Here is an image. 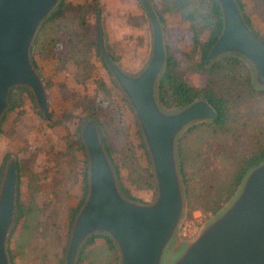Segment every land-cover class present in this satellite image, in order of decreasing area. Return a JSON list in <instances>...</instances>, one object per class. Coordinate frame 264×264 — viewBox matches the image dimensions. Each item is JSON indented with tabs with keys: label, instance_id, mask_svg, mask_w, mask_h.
Wrapping results in <instances>:
<instances>
[{
	"label": "trees",
	"instance_id": "1",
	"mask_svg": "<svg viewBox=\"0 0 264 264\" xmlns=\"http://www.w3.org/2000/svg\"><path fill=\"white\" fill-rule=\"evenodd\" d=\"M101 1L59 0L40 23L32 39L29 55L45 87L48 69L53 77L60 70V61L64 66L74 65L82 71V81L98 82L100 89H106L102 79L90 74L93 66L97 65L104 74L112 76L98 48L97 19ZM162 1L169 12H178L181 20L188 23L191 34L187 35L189 44L182 55H177L169 48V40L165 45L166 57L155 86L156 100L162 109L174 111L201 98L217 113L215 119L186 126L175 142L176 165L186 215L199 210L205 218H212L232 203L248 173L264 163V86L255 83L252 68L238 53H223L210 63H205L222 29V12L217 0ZM236 3L250 28L252 21L246 13L244 1L236 0ZM151 4L165 35H169L168 30L173 27H166L165 15L155 2ZM258 36L264 40V36ZM52 39L63 40L64 43L57 47L51 43ZM105 48L112 60L118 63L119 58L115 53L106 45ZM198 75L204 77L203 83H192L190 77ZM27 90V86L23 85L9 90L7 109L0 118V132L8 111L16 107L14 91L22 93ZM107 106L102 118L96 119L99 136L108 157H111L115 151L111 148L115 144L112 140L119 139L125 131L126 136L116 149L120 154V164L114 162L113 167L121 193L134 200L135 191L142 188L140 180L143 176L148 188L155 187L154 175L140 165L137 149L141 144H133L130 140L128 127L123 126L126 118L121 115L120 108L114 104ZM50 118L51 115L44 120L47 122ZM81 118L84 120V117ZM128 124L131 123L128 121ZM30 130L26 127L20 137L29 139ZM67 143L64 150L55 151L53 159H47L41 170H36L27 158L21 163L15 154L6 152L3 156L4 159L10 156L15 158L18 190L23 169L26 170L27 178L25 189L31 188V192L26 194L28 203L20 202V197L16 201L14 223L8 238L9 243L17 232L15 247L7 246L10 264H16L17 256L25 254L26 248L28 256L32 255L30 264H65L57 255L56 239L49 232L56 228L54 215L57 210L70 195L76 193L80 182L86 193L88 175L86 164L79 168V155L73 141L69 139ZM80 147L83 148L82 145ZM47 179H51L54 185L56 202L52 210L55 211L54 215L51 214L49 225L41 226L37 222L40 208L33 194L41 191ZM74 264H119V251L108 234L91 233L80 246Z\"/></svg>",
	"mask_w": 264,
	"mask_h": 264
},
{
	"label": "water",
	"instance_id": "2",
	"mask_svg": "<svg viewBox=\"0 0 264 264\" xmlns=\"http://www.w3.org/2000/svg\"><path fill=\"white\" fill-rule=\"evenodd\" d=\"M148 16L152 50L146 67L126 74L109 56L98 13V48L115 81L133 106L150 153L157 197L141 204L124 197L92 119L81 127L88 152V193L71 230L65 264H74L78 250L91 233L104 232L115 242L119 264H159L183 209L175 142L189 124L215 119L217 113L205 100L171 112L159 106L155 86L166 52L160 19L149 0H139ZM222 29L205 63L223 53L235 52L253 67L255 83L264 86V40L245 23L236 0H217ZM58 0H0V118L7 108L9 90L27 86L45 116L48 101L42 79L31 63L29 48L40 23ZM17 171L9 160L0 188V264H10L6 241L15 216ZM174 264H264V163L253 168L230 205L204 228Z\"/></svg>",
	"mask_w": 264,
	"mask_h": 264
},
{
	"label": "rangeland",
	"instance_id": "3",
	"mask_svg": "<svg viewBox=\"0 0 264 264\" xmlns=\"http://www.w3.org/2000/svg\"><path fill=\"white\" fill-rule=\"evenodd\" d=\"M150 1L151 3L155 2L159 6L162 14L165 15L166 27H173L172 29L169 28V35H167V33L165 35V32L163 31L164 48L169 40V48L177 55H182L183 50L187 49L189 44L187 42V35L191 34V32H189L190 29L188 23L181 20L178 12H169L164 7L162 0ZM243 1L245 3L246 13L252 21L250 29L256 35L264 36V0ZM101 3L100 19L103 29L104 45L109 47L119 58L117 65L126 74L137 76L146 67L151 56L152 34L148 16L139 0H102ZM51 43L57 47H61L64 41L52 39ZM245 61L252 68L254 77L255 74L252 65L246 59ZM58 65L60 67L59 72H56L52 77L48 69L47 75L44 79L47 84V87L44 86V89L48 101L49 115H51V118L47 122L44 120L45 116L39 110L33 92L29 87H27L28 90L26 92L23 91L21 93L19 91H14L13 99L16 103V107L8 111L7 118L1 124L0 188L9 160L14 159L15 161L13 156L4 159L3 156L6 152L13 155L15 154L21 163H23L24 158H27L32 161L36 170H41L47 162V159L54 158L55 151H62L65 149L66 144L68 145L67 142L69 139L73 141V145L79 155V168L81 169L84 164H86L88 170L89 157L86 146L81 138V127L88 119H92L97 127L96 119L102 118L105 107H108L107 105L110 106V104L119 107L121 115L123 118H126L123 126L124 128L126 126L128 127V136L132 143L141 144V147L137 149L140 156V165L145 166V169H148V171L153 173L150 153L145 144L136 112L125 93L115 81L112 73L110 72L112 76L106 75L97 65L93 66L90 74L105 82L106 89H100L97 84L98 82L82 81V71L77 70L74 65L64 66L60 61H58ZM112 78L114 79V83ZM190 81L194 84H201L204 81V77L201 75L193 76L190 77ZM163 111L171 112L170 110L165 109H163ZM81 117H84V120ZM128 121L131 123L130 125L128 124ZM79 126L80 128L78 130L77 127ZM26 127L31 128L29 131L31 136L29 139H22L20 134L22 131H25ZM74 129L77 131H74ZM125 136L126 133L123 130L119 139L116 141L112 140V142L115 143L114 146H111V148L115 150L114 153L111 154L112 158L108 157L106 153L113 170L114 162L120 164V154L116 149H118L120 142ZM77 137L80 139L79 142ZM80 145H82L83 148H81ZM25 173L26 170L23 169L21 172L22 182L19 190L18 183L16 185L15 213L18 197H20V202L23 201V203H28L29 201L26 194L28 191L31 192V188L29 186L28 189H25L27 181ZM115 179L119 189L116 174ZM50 180H45V184L41 191L33 194L34 201L40 208L37 222L41 226L49 225L51 214L54 215L53 212L55 211L52 210V206L56 202V197L54 195L55 189ZM81 185L82 182L79 183L76 193L70 195L67 201L63 203L62 207L57 210L56 215H54L55 221L57 220L56 228L49 232L56 239V253L61 259H63V262H65V255L71 236L72 226L75 217L81 208L80 203L82 199L85 201L87 197L88 175L86 193H84ZM140 185L142 188L139 191H135L134 194L136 195V198L133 201L141 204L153 203L157 197L156 183L155 187L148 188L149 186L145 184L143 176L140 180ZM216 217L205 218L199 210L193 211L191 215H186L183 204L179 222L173 235L169 238L162 250L159 264H174L179 257L184 254L187 246L192 243L201 231ZM15 235H17V232L13 234L9 243L7 238L6 251L8 245L15 247ZM26 250L24 252L25 254L17 256L16 264H30L32 255L28 256Z\"/></svg>",
	"mask_w": 264,
	"mask_h": 264
}]
</instances>
